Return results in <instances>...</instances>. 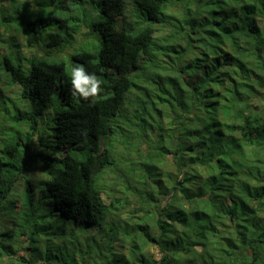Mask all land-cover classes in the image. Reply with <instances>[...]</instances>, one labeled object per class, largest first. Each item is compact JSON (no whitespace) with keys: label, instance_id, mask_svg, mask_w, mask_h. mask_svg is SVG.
<instances>
[{"label":"trees","instance_id":"16d2710c","mask_svg":"<svg viewBox=\"0 0 264 264\" xmlns=\"http://www.w3.org/2000/svg\"><path fill=\"white\" fill-rule=\"evenodd\" d=\"M0 264H264V0H0Z\"/></svg>","mask_w":264,"mask_h":264},{"label":"rangeland","instance_id":"374dc122","mask_svg":"<svg viewBox=\"0 0 264 264\" xmlns=\"http://www.w3.org/2000/svg\"><path fill=\"white\" fill-rule=\"evenodd\" d=\"M131 93H133V91L131 92ZM130 95V94H129ZM128 95V96H129ZM168 99V98H167ZM156 101H157V99H156V97H154V96H151V97H149V98H144V99H142L141 100V102L139 103V102H137L138 104L137 105H139V107H135V110H139L140 112H142L143 111V109L145 108L146 109V117H145V119L147 120V121H149V123H151V126L153 125V124H155L156 123V112H154L156 109H157V103H156ZM122 105V109L123 108H125V105H126V100L121 104ZM120 109H121V107H120ZM120 109H119V111H120ZM118 111V112H119ZM129 114H132V112H129ZM169 123V126H171L172 125V123L170 122V121H168L167 122V124ZM121 124H123L122 122H121ZM141 126H143V125H141ZM146 126H148V124H146ZM133 134H134V132H133ZM136 134V133H135ZM134 134V135H135ZM133 135V136H134ZM132 136V137H133ZM117 137H118V135H117ZM117 137H116V139H117ZM136 138H134L133 140H135ZM151 139H153V137L151 138ZM119 140H121V142L124 140H122V138H120ZM116 141V140H115ZM115 141H113V143L115 142ZM120 142V143H121ZM130 142H133L132 140L130 141ZM137 142V141H136ZM116 144H118V142H116ZM115 144V145H116ZM125 147H127V146H125ZM143 149H144V146L142 147ZM122 184H124L123 182H120L119 184H117L116 185V187H117V189L118 188H120V192H119V194L118 195H116V196H118V198H122V200L120 201V205L121 206H124V208H122V211L121 212H117V213H115V215L113 216V220L115 219V218H119L121 221H122V219H124V218H128V217H130V215H131V212H133L134 210H131V206H132V204H137L138 203V201H141L142 203H145L146 202V199H144V197L142 196H139V195H136V194H134L133 192H130V194H128L127 195V197H128V199H129V202L131 203L130 205L129 204H126L125 203V200L123 199V196H124V194H123V186H122ZM122 186V187H121ZM153 190V192L155 193L156 192V189H152ZM165 192V191H164ZM104 197V199L106 198V196H103ZM140 197H141V199H140ZM106 201H108L107 199H105ZM138 200V201H137ZM129 205V206H128ZM58 216H59V214H57ZM141 216H143L144 217V215H139L138 216V218L140 217L141 218ZM48 220H50V219H48ZM108 221H110V219L108 220ZM141 221H142V219H140V222L138 223L139 225H140V223H141ZM91 232V231H90ZM90 232H88L89 234H90ZM91 233H93V234H95L96 233V230H94L93 232H91ZM81 233L80 232H78V235H80ZM140 238V235L139 234H137L136 236H135V240H138ZM24 239L25 238H21V242L22 241H24ZM119 239H121V238H119ZM118 249H119V247H118ZM23 251L21 250V255L22 254H24V253H22ZM126 253V252H125ZM149 253L150 254H153V256H154V258L156 259V260H159V258H160V254L157 252V250H155V249H153V248H149Z\"/></svg>","mask_w":264,"mask_h":264},{"label":"clouds","instance_id":"9594fccd","mask_svg":"<svg viewBox=\"0 0 264 264\" xmlns=\"http://www.w3.org/2000/svg\"><path fill=\"white\" fill-rule=\"evenodd\" d=\"M72 94L84 100L95 99L102 91L101 80L95 74H87L83 65L71 69Z\"/></svg>","mask_w":264,"mask_h":264}]
</instances>
